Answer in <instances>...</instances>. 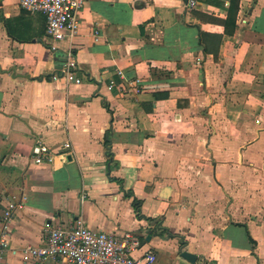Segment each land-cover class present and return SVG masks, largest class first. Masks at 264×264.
Masks as SVG:
<instances>
[{
	"label": "crops",
	"instance_id": "1",
	"mask_svg": "<svg viewBox=\"0 0 264 264\" xmlns=\"http://www.w3.org/2000/svg\"><path fill=\"white\" fill-rule=\"evenodd\" d=\"M77 17L55 42L0 0V222L22 204L0 264H35L23 248L78 217L154 264H264V0H85ZM118 69L138 92L107 88ZM38 142L53 162L32 161Z\"/></svg>",
	"mask_w": 264,
	"mask_h": 264
},
{
	"label": "built area",
	"instance_id": "2",
	"mask_svg": "<svg viewBox=\"0 0 264 264\" xmlns=\"http://www.w3.org/2000/svg\"><path fill=\"white\" fill-rule=\"evenodd\" d=\"M85 0H19L21 8L34 13L40 12L46 17V33L53 41H62L74 37L79 28L78 12ZM196 0H187L186 8H192ZM57 48L56 43L51 49ZM78 66L72 50L66 52L62 73L70 77ZM120 84L113 77L108 79L107 88L128 94L130 90L139 91V81L130 80L125 72L118 69ZM76 81L80 78L76 77ZM66 145V144H65ZM31 159L35 164L51 163L54 161L52 150L43 142L36 143L31 150ZM84 197V195H82ZM21 203L13 204L4 211L0 222V251L8 245L11 233V219L13 210ZM140 244L137 236L126 231L115 235L106 230H94L81 218H75L69 225L55 224L47 230L46 242L43 246L23 248V256L32 259L35 264H43L48 260L50 264H57L62 259L70 264H154L156 255L147 251L141 256H134L132 251Z\"/></svg>",
	"mask_w": 264,
	"mask_h": 264
},
{
	"label": "trees",
	"instance_id": "3",
	"mask_svg": "<svg viewBox=\"0 0 264 264\" xmlns=\"http://www.w3.org/2000/svg\"><path fill=\"white\" fill-rule=\"evenodd\" d=\"M236 8V6H233V8ZM231 11V10H230ZM230 11H229V13H230ZM228 24H231V26H232V29H233V27L235 26V21H234V19L232 18V16H231V14L230 15H228V17H227V20L225 21V27H226V29H227V32H229V33H231L232 32V30H230V29H228ZM204 35H205V33L204 32H199L198 33V37H197V43L199 44V43H202L203 41H204Z\"/></svg>",
	"mask_w": 264,
	"mask_h": 264
},
{
	"label": "water",
	"instance_id": "4",
	"mask_svg": "<svg viewBox=\"0 0 264 264\" xmlns=\"http://www.w3.org/2000/svg\"><path fill=\"white\" fill-rule=\"evenodd\" d=\"M185 3L187 2V0H183ZM157 220H153V221H150L149 222V225L150 226H154L156 224ZM149 233H151V230H149ZM150 237V235H149ZM182 255L184 257H186L187 259L191 260V261H194L196 259V255L191 253V252H188V251H182Z\"/></svg>",
	"mask_w": 264,
	"mask_h": 264
}]
</instances>
